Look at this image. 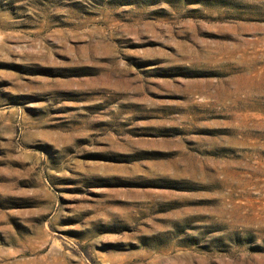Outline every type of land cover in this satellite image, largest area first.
I'll return each mask as SVG.
<instances>
[{"label": "rangeland", "instance_id": "374dc122", "mask_svg": "<svg viewBox=\"0 0 264 264\" xmlns=\"http://www.w3.org/2000/svg\"><path fill=\"white\" fill-rule=\"evenodd\" d=\"M0 264H264V0H0Z\"/></svg>", "mask_w": 264, "mask_h": 264}]
</instances>
